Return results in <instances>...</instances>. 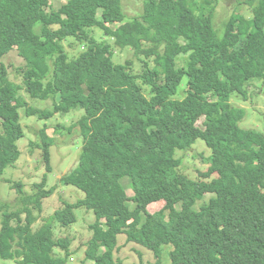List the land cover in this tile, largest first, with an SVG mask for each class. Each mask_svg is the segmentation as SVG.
I'll list each match as a JSON object with an SVG mask.
<instances>
[{"label":"trees","instance_id":"16d2710c","mask_svg":"<svg viewBox=\"0 0 264 264\" xmlns=\"http://www.w3.org/2000/svg\"><path fill=\"white\" fill-rule=\"evenodd\" d=\"M51 1L0 0V182L22 154L23 111L40 120L83 111L73 125L82 150L52 190L48 174L33 195L17 182L16 209L0 207V260L68 264L72 241L56 238L57 227L70 230L76 210L85 208L96 222L84 262L121 264L115 253L126 235L156 257L172 247L171 264H264V131L242 129L243 109L231 104L234 97L247 101L249 89L264 83V0H234L221 29L212 20L220 0H144L143 14L127 22L123 0H71L59 11ZM94 29L103 33L101 41ZM68 39L84 47L75 59L65 48ZM116 49L132 51L133 58L117 64ZM13 52L25 61L23 87L3 63ZM180 56L187 57V70L177 68ZM186 78V96L173 99ZM22 91L53 100L55 108L32 107ZM39 138L31 145L42 151L50 173L54 141L45 129ZM199 140L211 155L208 171L192 180L180 172L177 153ZM64 186L85 199L77 193L76 203L62 202L34 230L44 201ZM209 193L216 196L196 210ZM157 203L165 206L151 214Z\"/></svg>","mask_w":264,"mask_h":264},{"label":"rangeland","instance_id":"374dc122","mask_svg":"<svg viewBox=\"0 0 264 264\" xmlns=\"http://www.w3.org/2000/svg\"><path fill=\"white\" fill-rule=\"evenodd\" d=\"M70 1L71 0H52L51 7L55 11H59ZM234 2V0H220V5L212 16L215 27L219 29L223 28L224 23L228 21L232 14ZM122 3L127 16L125 22L137 19L144 12V0H123ZM46 10L50 11V8L47 7ZM113 28H116V26ZM92 32L97 40H102L103 33L100 30L94 29ZM64 45L71 59L77 58L84 51L82 43L78 42L76 39H68L64 42ZM161 53L164 54V52ZM133 55L134 53L130 50L116 49L114 61L117 64L125 65L128 60L133 58ZM154 58L151 61L152 66L156 65ZM3 63L9 69L10 79L23 87L24 79L20 71V69L25 66L23 58H21L17 52H13L3 60ZM137 68L138 69L134 68L135 73L141 71L139 64H137ZM177 68L187 70V57L180 56L178 58ZM180 88L178 95L173 99H183L186 96L188 90L187 78ZM249 91L251 94H249V99L247 101H244V99L240 97H234L231 100V104L236 108L243 109L242 113H244V119L239 124L242 129H256L263 132L264 83L255 84V87H251ZM22 94L27 95L25 97L26 101L31 104L32 107L40 110L49 109L51 111L55 108V102L53 100L37 101L28 97L30 95H28L27 91H22L21 95ZM59 102L60 98H57V103ZM82 116L83 111H77L67 116L63 115V113L57 114L52 120H40L35 117L27 118L28 116H26L25 112H22L21 123L25 136L18 143L22 154L19 161L14 166L6 169L0 182V207L1 205L9 204L13 206L11 211L16 209L19 196L14 187L17 182L24 184L25 191L28 195H33L35 193L34 186L41 184L46 174L49 176V183L46 187L48 190L56 188V186H59V183L62 184L60 182L61 178L75 168L81 155V132L77 128L73 129L75 127H73V125L76 124ZM62 127L68 128L69 130L66 131ZM43 129L47 131L48 136L54 141L51 147L52 171L50 173L47 170V164L43 160L42 151L38 147H32L31 145L39 141V136L41 137V131ZM210 155L211 151L202 140H199L186 154H184L183 151H179L177 157L183 158V165L181 166L180 172L192 180H200L202 174L208 171V166H206L205 162H207ZM121 184L130 197L134 196L130 179H122ZM77 193L80 194L82 199H85V194L72 186L59 187V189L55 190V193L44 201V213L40 215L41 220L36 227L34 226V230H37V228L44 223L45 219L50 218L56 210L62 207V202L76 203ZM215 196V194H206L203 201L196 205V210H200L201 207L208 205L210 200ZM164 206L165 203L152 204L149 206L148 211L154 214L161 211ZM177 209L181 210V204L177 206ZM4 212L5 210L0 209V229L2 227ZM227 214L228 210L221 211V215L225 216ZM76 216L78 217V223L70 228V230L58 226L55 237H68L72 241L71 251L73 254L68 264H94L93 262H84V259L87 244L93 237L91 226L96 222V216L94 212H87L85 208L76 210ZM172 251V247H165L162 256L156 257L152 251L147 250L145 247L128 243L127 236L124 235L119 237V249L115 253V258L117 262L121 264H156L158 261H160V264H171ZM0 264H14V262L0 260Z\"/></svg>","mask_w":264,"mask_h":264}]
</instances>
